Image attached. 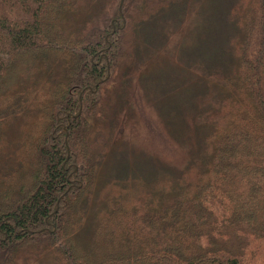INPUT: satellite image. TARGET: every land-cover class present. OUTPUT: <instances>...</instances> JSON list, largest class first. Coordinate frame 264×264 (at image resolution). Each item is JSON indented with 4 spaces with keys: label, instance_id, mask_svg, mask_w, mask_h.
<instances>
[{
    "label": "trees",
    "instance_id": "1",
    "mask_svg": "<svg viewBox=\"0 0 264 264\" xmlns=\"http://www.w3.org/2000/svg\"><path fill=\"white\" fill-rule=\"evenodd\" d=\"M76 1L0 0V130L27 103L28 85L42 82L45 72L51 80L59 69L48 98L33 106L42 107L47 128L23 135L33 159L19 161L0 183V256L31 245L35 258L50 264H264V0L261 14L238 26L237 79L197 64L190 178L186 172L174 181L169 174L158 185L151 167V188L132 203L118 194L87 227L88 241L79 235L99 168L87 152V122L102 117L97 109L116 79L115 40L124 27L114 9L112 22L104 18L98 30L66 37L63 18ZM114 167L125 173V165ZM119 180L130 181L113 184Z\"/></svg>",
    "mask_w": 264,
    "mask_h": 264
},
{
    "label": "rangeland",
    "instance_id": "2",
    "mask_svg": "<svg viewBox=\"0 0 264 264\" xmlns=\"http://www.w3.org/2000/svg\"><path fill=\"white\" fill-rule=\"evenodd\" d=\"M260 2L262 0H123L120 4V0H77L64 16L61 33L70 38L98 30L104 18L112 22L116 18L111 14L114 9L122 12L124 27L115 40L119 63L116 79L113 82L114 76L106 85L104 98L98 109L96 107L102 117L93 115L87 122V152L95 157L99 169L90 195L89 220L79 235L81 241H88L87 227L94 228V219L101 216L110 202L117 200L118 194L125 195L123 202L132 203L135 196L142 198V192L151 188L150 182H153L148 175L151 167L158 171V185L169 174V180L174 181L186 172L190 178L187 163L192 164V160L188 150L194 137L189 115H193L196 104V94L192 95L191 90L197 81L201 82L195 78L200 76L197 64L215 68V76L226 81L237 79L236 55L241 31L238 26L241 27L244 17L261 14ZM49 60L60 62L54 56ZM58 71L56 67V75L51 76V80L48 79L50 73L45 72L42 82L28 85L27 93L22 96L29 97L27 103L20 107L10 126H1L0 183L14 174L11 170L19 161L25 165L33 159L22 145L23 135L47 128L48 122L44 123L38 112L42 107L33 106L48 98L49 90L59 79ZM206 88L211 91L210 85ZM221 105L222 102L218 104L220 112L226 107L221 108ZM216 116L213 121H217ZM119 165H125L124 172L133 176L130 181L125 173H115L114 166L119 168ZM122 178L129 183L119 180L118 186L113 184ZM17 179L14 177L7 185H14ZM132 185L135 190L129 193L134 189ZM128 193L131 195L126 197ZM157 195L163 201L160 193ZM144 198L142 201L148 200ZM0 264L50 263L45 257L35 258L32 246L28 245L11 255L0 256Z\"/></svg>",
    "mask_w": 264,
    "mask_h": 264
},
{
    "label": "water",
    "instance_id": "3",
    "mask_svg": "<svg viewBox=\"0 0 264 264\" xmlns=\"http://www.w3.org/2000/svg\"><path fill=\"white\" fill-rule=\"evenodd\" d=\"M123 0H120V4L122 3Z\"/></svg>",
    "mask_w": 264,
    "mask_h": 264
}]
</instances>
